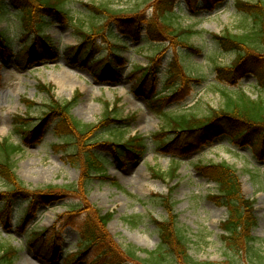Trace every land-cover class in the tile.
Wrapping results in <instances>:
<instances>
[{
    "label": "rangeland",
    "instance_id": "rangeland-1",
    "mask_svg": "<svg viewBox=\"0 0 264 264\" xmlns=\"http://www.w3.org/2000/svg\"><path fill=\"white\" fill-rule=\"evenodd\" d=\"M151 1L67 0L66 8L68 14L76 19V22L72 21L76 27L77 23H80L85 30H89L92 24L102 22L103 18L91 16L82 2L95 4L108 2L116 9L129 10L138 7L141 10L149 7ZM232 6L233 0H223L214 10L203 9L200 13L192 14L186 0H177L174 13L168 17L176 27L189 29L191 34L184 36L188 44L201 48L200 52L191 53V55L185 54L182 50L179 52V56L184 59L183 63H186L187 67L200 64L196 67L198 69L200 67V73L205 78L203 86H197L190 91L191 95L187 96V104L183 105V108L190 106L199 114H203L210 108L221 107L224 103L221 89L213 85L218 80L213 72V61L227 66L234 58V54H218L209 40L210 33L218 34L228 30L232 34H240L246 30V24L243 22L245 17ZM8 10L9 13L4 14L0 19V31H3L12 49L17 52L21 49V21L18 13L15 14L12 9ZM144 11L149 15L150 9L147 8ZM247 26H249L248 22ZM45 32L49 34L52 43L62 49L79 41V36L73 28L60 21L51 22ZM116 39L125 41L124 43L116 42L119 44L117 46L120 47L123 44L126 46L114 52L126 59L125 65L120 69L122 77L118 83L99 82L87 69L68 64L63 57L56 61L35 62L25 69H19L12 63L4 66L3 79L0 83V140L7 138L13 143L19 142L18 135L14 133L15 126L11 123L12 117L38 118L46 109L45 104L51 97L66 101L75 95L77 100L71 109V115L82 122L97 121L104 110L105 102L113 104L116 115L131 117L127 128L103 130L99 135L93 136L90 143L94 140V143H98L106 138L113 139L111 137L113 135L121 136L120 140L133 134L148 137L151 133L161 130L164 121L157 112L149 108L145 101L133 94L130 88L132 80L127 77L134 65H147V56L152 54L151 46L140 47L145 44V41L134 42L128 35L112 36L111 42H115ZM178 39L173 37L175 42H178ZM155 46L158 49L161 45ZM172 49L173 55L175 48ZM162 51L166 50L163 48ZM262 51L264 52V49ZM98 53L103 55L109 53L108 46L101 44ZM172 55L169 54L168 58ZM167 65L168 59L165 58L158 72L161 79L158 82V88L167 76ZM56 79L64 81L65 86L59 84ZM254 84L255 78L250 75H247L241 84V88L252 98H256L257 91L260 90L254 87ZM178 108L182 107L169 104L165 110ZM68 143L71 145L70 142ZM70 152L71 146L66 147L61 144V141L49 130L41 144L24 145L22 152L13 157V178L16 186L11 188L27 187L40 191L46 190L47 185H52L57 191L68 188L75 193L52 203L47 209H42L33 221V227L51 226L59 214L88 209L86 211L90 214L87 216L83 211L75 215V225L77 223L80 225L82 220L86 225L91 220L99 233L96 238L105 237L112 246H117V249L121 251L133 248L138 258H144L147 251L158 248L159 236L152 218L161 220L165 217L166 211L158 203L161 200L159 196H165L169 197L172 203V215L177 227L175 230L185 236L189 254L197 260L221 261L225 253L229 252L221 236V223L227 217V209L223 205L214 203L209 197L217 195L216 185L207 181L193 164L197 161L206 165L224 161L235 169L243 197L253 200V213L257 217V223L252 228V235L261 240L255 246L264 253V161L255 159L252 152L245 147L238 149L232 146L227 142L226 137L195 147L191 152L183 155L173 179H169L167 174L163 176V179L153 177L151 173L153 168L164 173L172 166L171 156L157 150L154 144L150 143V148L140 160L126 161L122 165L110 155L101 154L108 160L106 168L110 177H113L119 186L97 174H91L85 178L72 160L65 156ZM11 188L6 187L3 179L0 178V191ZM17 212L20 213L15 208L14 220L17 219ZM107 212H112V217L104 227H101L96 217H102ZM131 221L135 224H131ZM26 242L24 236L14 231L9 234L0 233L2 247L17 250L12 255L13 264H25V261L28 263L25 257L33 259V264H47V262H41V259L32 253ZM77 242V229L71 227L63 230L64 251L59 252L55 258L47 260L48 264H93L91 254L85 255L74 263L68 262L67 254L75 251ZM95 243L98 244L94 247L95 250L104 247L102 243ZM241 260H245V257ZM94 264H102V262ZM129 264L135 263L130 261Z\"/></svg>",
    "mask_w": 264,
    "mask_h": 264
},
{
    "label": "trees",
    "instance_id": "trees-1",
    "mask_svg": "<svg viewBox=\"0 0 264 264\" xmlns=\"http://www.w3.org/2000/svg\"><path fill=\"white\" fill-rule=\"evenodd\" d=\"M0 0V11L1 3ZM12 2L21 9L22 21L24 28H29L35 32L44 30L46 18L44 13L54 14L61 18H68L74 21L72 16L68 14L66 8L67 0H12ZM150 4V3H149ZM173 0H152L151 6L154 7L157 18L148 21V38L163 42L165 40H173L179 38L178 45L187 50L196 51L192 48L185 35L191 33L189 29L179 30L170 20L163 19L173 14ZM89 14L94 17H102L103 21L98 24H92L89 30H85L80 23L72 24L75 33L82 38V42L76 47H69L67 49L68 58L74 59L76 54H79L84 49L83 46L86 41L93 40L98 35L110 37L115 35L112 24H115L117 29L124 31L125 29H134L137 26V18L142 14L138 12V7L129 10L113 8L108 2H86L83 3ZM237 10L243 15L246 30L240 34H232L228 30L221 34H212L218 48L219 53H233L234 58L227 66H222L213 61L216 72L224 79L231 83L235 81L240 73L245 70L253 71L258 78V86L260 91L256 98H251L244 92L231 93L222 91L224 103L219 108H210L203 114H199L194 108L181 110L178 112H165L163 114V128L160 132L153 134L156 136H163L165 134L173 133L179 137H191L192 140H200L203 138H211L213 135L222 133H229L231 142L235 141L244 143L245 140L259 149L260 138L264 139V0H237ZM165 12V13H164ZM138 13V14H137ZM162 13L163 16H162ZM78 21V20H77ZM76 22V21H75ZM79 22V21H78ZM247 22L249 26H247ZM0 40L3 42V36L0 34ZM36 54L41 56L42 53L48 52L52 54L54 48L50 42V37L45 34H38L32 41ZM26 48V51L31 49ZM52 51V52H51ZM159 53V52H158ZM186 53V52H185ZM87 53L81 56L84 60ZM188 54V53H186ZM157 56L154 51L150 59L154 62L153 65H158L159 60L154 58ZM180 64H170L169 69L177 71ZM192 66H190L191 68ZM104 68V69H103ZM108 71L109 77L117 76L118 73L115 66L107 61L106 63L97 64L92 67L94 73H101V70ZM197 71L195 67L191 68ZM171 75L173 72L170 73ZM198 76V73H194ZM190 77V76H187ZM140 76L139 79H142ZM154 78V75H153ZM191 78V77H190ZM186 85V83H184ZM43 86V85H42ZM41 87V86H40ZM169 88V86H166ZM170 94L177 93L178 86L170 87ZM49 92V89H46ZM139 95H149L150 91H138ZM51 97V95H50ZM165 97V96H162ZM76 95L69 100L61 101L51 97L45 104L46 109L42 112L41 119L46 124L49 121L54 123L53 129L59 136V139L66 144L71 143V153L66 156L72 160L87 178L92 173L103 174L101 176L108 178L105 175V161L99 154L107 147H112L115 155L123 158L122 155L130 158L140 157L146 149L145 139L140 135H129L125 139L120 140L121 136H111L112 138L103 139L101 144L90 143L93 136L99 135L103 130L114 128L116 130H123L130 124V117L119 116L115 113L113 104L110 105L105 102L104 110L101 117L91 123H85L75 119L71 115V109L76 104ZM15 133L20 136V143H13L7 138L0 140V177L7 186H16L14 182V162L13 157L22 151L23 142L31 143L37 141L39 138L38 130H35L31 122L34 118L31 117H15ZM152 136V137H153ZM68 141V142H67ZM159 146H162V139L158 141ZM70 145V144H69ZM205 172V175L216 182L218 188V195L213 196L218 204L226 206L228 216L222 222L221 236L224 243L228 247L227 254L221 261L197 260L188 252V244L185 236L181 232L175 230V218L172 215V203L169 197L159 196L161 200L158 202L168 213L166 218L157 220L152 218L156 225V230L159 236L158 248L153 251H147L144 258H138L136 250L133 248L121 251L117 246H112L111 242L105 237H97L99 233L96 231L91 220L82 228L83 243L81 242L78 253L87 250L91 244L95 242L102 243L104 247L100 249V258L97 262L102 264H264V253L255 246L260 239L252 235V228L257 223V218L253 213L252 200L244 198L241 194L239 183L235 175V171L225 162L208 163L198 166ZM178 166L173 164L168 172H161L153 169L152 175L154 177L162 178L167 174L169 179H173L176 174ZM83 183V182H82ZM14 191H18L22 196L29 195L30 202H35L44 197L49 201L53 192H57L54 186L47 185L46 190L29 191L24 187H14ZM62 192H74L67 189H62ZM168 196V195H167ZM155 197V196H153ZM171 213V214H169ZM103 217V218H102ZM102 217H96L99 220L101 227L111 219L112 214L106 213ZM91 219V218H90ZM95 238V239H94ZM2 248V247H0ZM13 248H4L0 252V264H13ZM77 253V254H78ZM124 255V256H123ZM245 257V260L241 258ZM141 259V261L139 260ZM244 263V264H245Z\"/></svg>",
    "mask_w": 264,
    "mask_h": 264
},
{
    "label": "bare ground",
    "instance_id": "bare-ground-1",
    "mask_svg": "<svg viewBox=\"0 0 264 264\" xmlns=\"http://www.w3.org/2000/svg\"><path fill=\"white\" fill-rule=\"evenodd\" d=\"M56 80H57V79H56ZM57 82H58L59 84H61V85L65 86V82H64V81L57 80ZM25 259H26V260H28V263H27V261H25V264H31V263H30V260H29V258H28V257H25Z\"/></svg>",
    "mask_w": 264,
    "mask_h": 264
}]
</instances>
